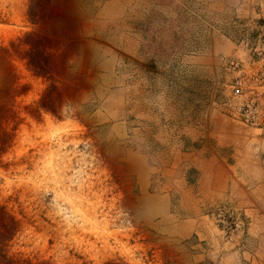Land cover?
Here are the masks:
<instances>
[{
  "label": "rangeland",
  "instance_id": "obj_1",
  "mask_svg": "<svg viewBox=\"0 0 264 264\" xmlns=\"http://www.w3.org/2000/svg\"><path fill=\"white\" fill-rule=\"evenodd\" d=\"M263 24L264 0H0V264H264V131L221 108Z\"/></svg>",
  "mask_w": 264,
  "mask_h": 264
},
{
  "label": "built area",
  "instance_id": "obj_2",
  "mask_svg": "<svg viewBox=\"0 0 264 264\" xmlns=\"http://www.w3.org/2000/svg\"><path fill=\"white\" fill-rule=\"evenodd\" d=\"M225 66L231 78L221 108L245 127L264 131V24L256 41L227 57Z\"/></svg>",
  "mask_w": 264,
  "mask_h": 264
},
{
  "label": "trees",
  "instance_id": "obj_3",
  "mask_svg": "<svg viewBox=\"0 0 264 264\" xmlns=\"http://www.w3.org/2000/svg\"><path fill=\"white\" fill-rule=\"evenodd\" d=\"M30 65L37 70L43 69L41 64H38L34 60L30 62ZM9 138L10 135L8 134L2 136L0 138V145H6ZM19 230V221L13 215L7 212L4 207H0V256L2 258H5L2 253L4 248L7 246V243L14 239Z\"/></svg>",
  "mask_w": 264,
  "mask_h": 264
}]
</instances>
